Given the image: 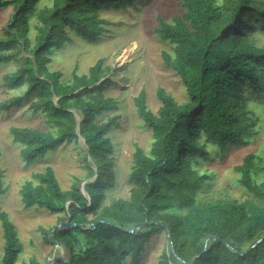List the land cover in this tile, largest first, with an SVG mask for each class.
<instances>
[{"label":"trees","instance_id":"1","mask_svg":"<svg viewBox=\"0 0 264 264\" xmlns=\"http://www.w3.org/2000/svg\"><path fill=\"white\" fill-rule=\"evenodd\" d=\"M38 1L0 0V10H12L1 28L0 62L24 60L4 75L5 85L27 86L23 93L1 101L0 110L27 104L33 113L44 115V129L9 128L12 141L22 145L20 155L27 164L64 142L84 141L83 179L75 177L69 189H62L47 166L19 190L26 207L59 214L57 224L68 221L52 235L66 251L64 260L50 264H124L127 255L138 262L160 231L166 232L169 249L156 264H264V168L256 155L246 153L234 166L240 184L251 194L243 201L205 198L209 174L195 167L208 154L201 137L224 151L247 142L260 121L245 100L264 97V48L254 44L253 36L264 30V0H180L181 16L171 22L158 17L157 33L172 44V53L161 52L163 64L179 76L188 100L178 103L158 87L160 106L154 112L147 106L144 89L134 97L152 142L149 152L134 147L129 196L107 205L105 191L115 183L108 133L119 126L120 115L99 118L118 109V101L106 94L111 67L100 58L86 74L73 73L69 82H63L62 73L50 72L47 65L53 48L71 42L68 30L95 42L110 24L99 11L127 9L135 0H51L36 12L32 42L27 14ZM2 178L0 168V194L5 191ZM85 179L83 192L80 182ZM141 222L145 223L133 228ZM57 224L42 229L45 242L52 245L46 259L32 257L23 264H45L59 256L52 255L55 245L48 241ZM0 225V264H15L22 245L3 211Z\"/></svg>","mask_w":264,"mask_h":264},{"label":"rangeland","instance_id":"2","mask_svg":"<svg viewBox=\"0 0 264 264\" xmlns=\"http://www.w3.org/2000/svg\"><path fill=\"white\" fill-rule=\"evenodd\" d=\"M51 0H39L27 14L30 30L28 37L33 42L35 25L38 24L36 12L49 6ZM184 9L180 0H135L132 7L121 10L101 9L99 15L110 22L107 31L95 42L83 39L76 32L68 30L71 42L60 48H53L50 53L48 70L60 71L62 81L69 82L73 73L86 74L90 66L98 59L104 58V64L111 67L108 77L111 78L106 94L118 101V109L105 113L99 119L105 120L112 115H120L119 126L113 128L108 136L113 144L115 183L105 191L103 203L109 204L112 199L127 198L131 184L128 175L132 169V153L136 145L149 152L152 136L142 119L138 116L133 99L144 89L149 109L156 112L160 106L156 91L162 87L172 95L178 103L188 100L183 83L179 76L163 64L161 52L172 53V44L163 40L156 31L158 17L171 22L174 16H181ZM10 7L0 10L1 28L9 20ZM254 44L264 48V30L254 35ZM23 58L16 61L0 62V102L19 95L26 89V84L19 87L5 85L4 75L11 73L23 63ZM245 86V85H244ZM243 87L246 93L247 89ZM247 94V93H246ZM246 107L260 121L252 127L248 141L239 145H230L224 151L200 138L205 143L208 152L204 159L195 163L196 169L208 175V181L203 191L205 198L234 199L243 201L251 194L239 182L240 174L234 166L249 152L256 155V161L264 168V97L247 99ZM11 126L44 129L47 124L41 112L33 113L27 104L13 106L9 111L0 110V168L3 171V186L5 191L0 194V211L7 214L14 224L18 239L22 245L15 264H23L34 257L44 261L52 249L45 242L42 229H49L57 224L59 214L49 213L40 206L26 207L19 190L34 173L43 172L47 166L53 168L55 176L62 189H69L75 177L80 180L86 174L84 162L85 145L83 139L78 142H64L44 157L36 158L27 164L20 155L22 145L12 141L9 133ZM256 178V175H255ZM92 180V179H89ZM88 180L80 182L81 188ZM169 249L166 232L160 231L152 236L138 262L130 255L124 259V264H156L163 250ZM3 252L2 229L0 225V259ZM64 257L63 246L54 247L52 255Z\"/></svg>","mask_w":264,"mask_h":264},{"label":"water","instance_id":"3","mask_svg":"<svg viewBox=\"0 0 264 264\" xmlns=\"http://www.w3.org/2000/svg\"><path fill=\"white\" fill-rule=\"evenodd\" d=\"M54 99L56 100L57 97H55ZM81 139H82V138H81ZM81 190L84 192V188H83V187L81 188ZM67 222H68V221H61V222H59V223H58V224H57V225L51 230V232H50V234H49V236H48V241H49V242H52V244H54L55 246H57L56 241H53V240H52V235H53V233L55 232V230H57L58 228L63 227V226H66ZM144 223H145V222H141V223H139V224H136V225L133 226V228L138 227V226H140V225H143ZM194 258H195V257H194ZM194 258H192V260H193ZM55 260H61V261H63V260H64V257H62V256L52 257V258L48 259V260L45 262V264H50V263H52V262L55 261Z\"/></svg>","mask_w":264,"mask_h":264}]
</instances>
